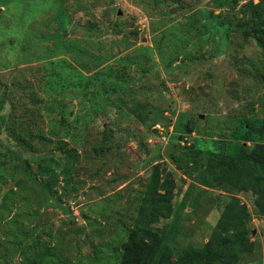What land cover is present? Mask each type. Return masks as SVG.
<instances>
[{
    "label": "rangeland",
    "instance_id": "374dc122",
    "mask_svg": "<svg viewBox=\"0 0 264 264\" xmlns=\"http://www.w3.org/2000/svg\"><path fill=\"white\" fill-rule=\"evenodd\" d=\"M246 1L0 0V264H116L156 165L152 264L201 246L232 196L250 214L238 264H264L255 195L201 181L211 153L264 142V45L242 25ZM39 163L52 189L33 181Z\"/></svg>",
    "mask_w": 264,
    "mask_h": 264
},
{
    "label": "trees",
    "instance_id": "16d2710c",
    "mask_svg": "<svg viewBox=\"0 0 264 264\" xmlns=\"http://www.w3.org/2000/svg\"><path fill=\"white\" fill-rule=\"evenodd\" d=\"M233 1L237 3L243 0ZM246 11L251 12V18L242 25L246 30L249 28L248 33L255 41L264 45V0H258L256 3L247 0L242 6L243 15ZM244 142L245 140L236 141L228 146L227 151L219 152V155L211 153L205 166L209 180L201 176V181L203 184L220 182L241 191H250L256 197L257 210L264 213V142H255L251 146ZM186 148L181 151L184 162L191 163L194 169L198 164L203 165L199 160L200 150ZM43 160L56 163L52 156H46ZM175 160L181 165L180 158ZM166 169V166L154 167L142 192L132 226H122L124 236L116 241L118 247L114 252L116 264H152L160 250L164 232L156 225L160 215L154 204L161 176ZM37 171L45 180L39 181L38 176H34L33 181L43 189H52L57 179L51 173L52 168L39 163ZM65 174L67 176L64 175L63 179L67 183L70 173ZM249 220L247 206L238 197H230L224 204L208 239L201 246L187 244L177 254L173 264H238L243 255L251 252ZM48 261L51 263V260Z\"/></svg>",
    "mask_w": 264,
    "mask_h": 264
}]
</instances>
